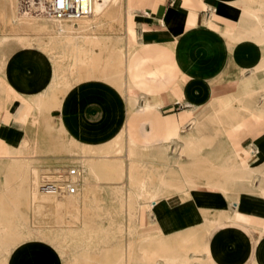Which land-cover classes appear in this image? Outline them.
Masks as SVG:
<instances>
[{
    "label": "crops",
    "instance_id": "crops-1",
    "mask_svg": "<svg viewBox=\"0 0 264 264\" xmlns=\"http://www.w3.org/2000/svg\"><path fill=\"white\" fill-rule=\"evenodd\" d=\"M13 1L8 0L9 8L1 2V10H13ZM224 1L236 2L238 7L227 5ZM224 1L172 0L169 3V0H133V9L143 13L132 20L124 19V38L129 40L127 28L131 27L135 30L137 43L130 41L132 46H129L130 49L124 47L120 57L130 60L123 74L127 75L126 79L136 92L139 105L135 106L130 105L127 93H120L119 81L102 78L104 75L116 76L118 69L94 66L93 59L98 58L101 51H95L90 42L84 49L89 54L88 67L80 68L74 62L70 73L65 71L64 58L60 55L63 53L59 54L57 40V82L63 83L66 75H72V79L66 80L71 84L68 89L57 87L50 90L52 73L43 58V51L37 57L17 36L0 35V139L15 143L29 136L25 132L26 127H22L17 119L20 108L27 103L36 109L33 101L39 99L50 102L53 116L63 124L64 135L73 141L74 148L79 152L83 147L92 149L90 153H104L116 149L128 137L138 147L151 149L162 147L177 132L184 136L186 133L185 138H202L191 128L194 107L221 106L227 100L233 103L245 76L248 77L251 92L264 90V69L256 71L264 60V19L253 17L254 12L262 11L264 0ZM244 10L248 11V15L240 18ZM213 11L216 16L209 24L207 17ZM101 23L92 24L93 30L86 33L92 35L95 29L103 26ZM45 43L41 42V45ZM61 43L63 46V41ZM102 57L108 59L111 53ZM94 78L102 79L104 84H97ZM97 86L103 92L98 103L101 109H97L94 97ZM128 86L129 83H126V90ZM116 99L119 100L118 106ZM148 100L151 105L145 106ZM55 104H59V109H55ZM262 104L263 100H260V106ZM162 112L169 113L163 115ZM202 113L203 110H200L197 116ZM259 137H264V120L250 119L245 127L230 137L232 149L237 154L249 149L256 154L255 140ZM184 162L193 180L202 183L198 180L203 179L204 182L203 176L208 171L200 170L198 163L189 159H184ZM94 185L92 182V189ZM187 196L179 195L174 199L167 196L165 204L175 206ZM246 199L242 201L252 203V207L242 211L264 218V205L258 206V199ZM194 219L198 220V224L190 223ZM201 221L200 214L198 219L191 216L190 220H185L184 225L171 227L166 222V231H162L159 225L156 229L160 234H170L194 228ZM243 233L245 236L218 234L215 237L214 248L226 254L221 261L253 264L259 254L260 262L264 264V239L258 252L255 248L256 231L247 226ZM5 264H63V256L52 251L42 239L26 241L19 244Z\"/></svg>",
    "mask_w": 264,
    "mask_h": 264
},
{
    "label": "rangeland",
    "instance_id": "rangeland-1",
    "mask_svg": "<svg viewBox=\"0 0 264 264\" xmlns=\"http://www.w3.org/2000/svg\"><path fill=\"white\" fill-rule=\"evenodd\" d=\"M26 1L14 0V4H12L13 10H1V2H4V6L7 8H9V4L8 0H0V35L13 34L18 38H25L27 36L28 38H25V40H28L30 44L28 45L27 41H25V44L28 46V49H31L32 46L34 52H41L42 50L43 56L46 59L56 63L57 49L52 50L51 46L47 43L50 31L56 29L57 26L53 22H46L35 17L41 12H35L34 9L30 10L29 7V10L28 8H21V4L25 5ZM111 1H113L111 2V7L100 20V22H103L101 23L103 26L95 29V34L88 35L86 33V31L93 28L89 26L92 23V18L72 23L63 22L66 23L64 26L68 30L69 36H76L80 40L82 39L81 41H83L84 45L77 54L78 58H74V61H72L73 57L71 55L64 57L60 54L61 50H59V54L64 58L66 72H72L74 62L80 68L88 67L89 54L84 49L88 45L87 42H90L95 51H101L99 57L93 59L95 62L94 66L118 69L116 76L104 75L102 78H114L116 82L119 81L117 86L123 95L125 91L120 90L124 89L125 81L123 80H125L126 74H123V72L130 63V60H123L120 55L124 47L127 46L129 48V46H132L133 43L130 41L136 40L135 43H137V37L135 34L132 35L134 40L132 38L131 40H125L124 38V19L128 18V0ZM169 3H172V0H169ZM27 13L30 14L25 16L24 14ZM142 13L143 11H136V14L133 15L139 17ZM31 14L33 15L31 16ZM42 16L44 15L42 14ZM42 18L47 19L45 17ZM96 18H98V14L95 13L93 19ZM97 34L120 36L112 38ZM41 42L46 43L45 45H41ZM109 53H111L110 58L105 59L102 57ZM47 55L51 57L49 56V58ZM120 62L126 65L123 66ZM120 65L122 66L120 67ZM67 79L71 80L72 75L65 76L63 83L67 84L61 85L62 89L70 87L71 84L66 81ZM94 79L97 84H104L102 79ZM101 95H103V92L97 86L94 94L97 109H101L98 107L99 99L102 98L100 97ZM115 102L118 106L119 100L116 99ZM129 103H132L130 99ZM26 104L24 108H20L21 111L17 121L22 127H26L25 132L29 136L23 137L15 143L0 139V214L2 216L0 218V236L7 237L9 241L16 239L14 238L16 237L15 213L11 207V204H13L17 206L18 212L30 227L44 233L45 240L43 241L53 247L51 250H55L54 252H57L59 256H63V264H124L125 262L127 264H155L156 259L151 256L158 251L160 244L163 242H165V246L169 250L168 253L166 252V258H160V260L166 261L171 257L182 258L185 255L186 250L182 247L183 244H181L180 239L191 233L193 229L201 237L206 235L205 231L200 229V225L194 228L178 230L170 234H160L158 229H156L157 225L160 226L162 231H166L168 227L165 226L166 222L169 226L176 227L184 225L185 220H190L191 216L197 219L200 218V214L202 218L206 217L210 221H214L218 218L220 209H228L230 207L228 200L218 193H209L207 188L227 183L230 179L229 176L238 173V170L230 169L229 174L223 176L226 170H222V168L227 167L229 163L232 166H237L240 163L239 161H244L243 156L238 157L239 159L237 160L235 152L232 149L230 137L239 131L236 127L230 128L228 133L224 132L218 135L217 133L213 134L212 131L217 130L219 127L211 126L208 129V132L211 133L203 137L204 142L201 143L199 151L197 153H187L182 158H180L182 147L179 144L177 145V143H174L171 150L168 151L164 146L151 149L148 147H138L134 143L135 148L132 152L135 163L133 164L132 171L135 175V182L142 181L143 177L147 175L146 182L150 187L165 188L166 200L167 196L170 199L177 198L179 195L188 196L187 199L172 207L162 202L157 205L153 203V207H151L146 202H142V205L138 209L129 210L127 200L132 198V196L124 185L126 182L125 162L129 152L128 139L131 138L128 137L126 140H122L119 144L120 152L118 154H111L112 158L106 160L105 163L108 165L104 171H101L99 181L92 178L91 181L95 185L93 189L91 188L89 198L87 201L85 200L86 202H84L86 190L82 191L78 204L76 203L77 200L72 197L44 195L40 189V183L44 174H49V171L61 166L77 165L83 169L85 168V170H87V167L83 166L82 154L71 144L72 140H68L64 135L65 130L62 123L53 116V110L49 108L50 102L45 103L42 109H35L30 104ZM33 104L36 106L34 101ZM114 108L119 109V107L115 106ZM168 113L162 112L163 115ZM243 127H240V130ZM255 141L258 148L256 156L258 155V158H262V155H264V137L256 138ZM211 142L214 145L209 146ZM18 147L21 148V153H16ZM250 153L255 155L253 150ZM85 155L90 158L97 156L96 153L90 152ZM223 157L230 158L229 163L222 161ZM184 159H189L196 164L198 163L197 167L200 170L208 171L203 176L204 182L203 179L198 180L202 183L193 180L191 174L185 168L186 163ZM26 164H29V168L26 167L28 176L24 174ZM175 166H179L180 169L174 168ZM34 174L39 177V183L36 185L38 186V194L40 193V196L42 194V197L51 199L50 201H42L43 207H45L41 214L36 213V199L33 196L31 198L30 195L35 186V180L32 179ZM162 177L164 181L160 180ZM257 183L258 186L259 182ZM110 184H119L120 186H109ZM234 194L227 197L231 200L232 198L237 199L240 197V195H237V192ZM242 197H245L242 200L246 198L258 199L256 200L257 205H264V200L260 197H253L250 194L243 195ZM4 198L7 200V203L10 201L11 204L9 206L8 204H4L5 202H2ZM260 200L263 203L259 202ZM232 207H234V204ZM241 207L242 209H248L252 207V203L241 201ZM241 214L245 219L253 223L251 228L258 235L255 248L259 252V246L264 239V233L262 228L257 225L259 224L258 221H261L260 225H264V218L257 216L255 213H245L242 211ZM190 223L196 225L198 224V220L194 219ZM218 234L222 235L221 232L212 231L207 236L214 242ZM239 236H245V234L243 233ZM52 241L56 242L53 243ZM17 243L20 244V242ZM200 264H209V262L202 261ZM223 264L228 263L223 262ZM253 264H261L259 254Z\"/></svg>",
    "mask_w": 264,
    "mask_h": 264
},
{
    "label": "bare ground",
    "instance_id": "bare-ground-1",
    "mask_svg": "<svg viewBox=\"0 0 264 264\" xmlns=\"http://www.w3.org/2000/svg\"><path fill=\"white\" fill-rule=\"evenodd\" d=\"M221 1H224V0H221ZM45 2H46V0H27L25 2V5L21 4V8L25 9V8L29 7L30 10L34 9L35 12H41V13H38L39 15L35 16V17L40 18L42 20H45L46 22H53V24H56V26H57L56 29H53L49 33V38H48L49 40H48L47 44H49L51 46L52 50L57 49V40H59L58 46H59V50H62V52H61V53H63L62 55L64 57H66L68 55H71V57H73V54H74L75 59H77L78 58L77 54L84 45L83 41H81L82 39L80 40L76 36L70 37L68 32H67L68 30L65 29V26H64V24H66V23L55 21L46 13V9L44 6ZM111 2H113V1H111V0H94V9H93V13L90 17L79 19L76 21H64V22L72 23V22H78L81 20L92 18L91 19L92 23H90L89 26H92V24H97L98 22H100L101 18L104 17L106 15V13L108 12L109 8L111 7ZM132 2H133V0L127 1V11H128L127 15H128V19L131 18V20H132V17H135V15H133V14H136V10L133 9ZM224 2L227 5L238 7L236 2H233V1H224ZM29 8H28V10H29ZM32 13H34V12H32ZM95 13L98 14V18L93 19V17L95 16ZM28 14H30V13H27L24 15L27 16ZM34 14H36V13H34ZM42 14L44 16H42ZM32 15L33 14H31V16ZM247 15H248V11L244 10L243 12L240 13V18L247 17ZM215 16H216V14L214 13V11L209 14V16L207 17V19H209V24H211L214 21ZM42 17H45L47 19H43ZM253 17L255 19H262V18L264 19V1L262 3V11L254 12ZM17 19H18V17H17ZM134 31L135 30H133V28L128 27L129 40H131L132 35H135ZM18 39L21 40V42L23 40L22 44H24L25 41H27L28 45L30 44V42L28 40H25L24 37H20ZM132 40H134V39L132 38ZM62 41H63V46L61 43ZM135 41L136 40H134V42ZM29 50L32 51L34 55L39 57L40 52L39 51L34 52L32 49V46H31V49H29ZM43 58L46 61L47 65L49 66L48 68H50V70H51L50 72L52 73V84H51V86L49 85L51 87L50 90H56L57 87H60L61 85L64 86L65 84H67V83L57 82L56 63L51 62L50 60L46 59L44 56H43ZM72 61H74V60H72ZM122 63H123V61H122ZM122 65L124 66L126 64H122ZM122 65H120V67ZM126 67H128V65ZM263 69H264V60H263L262 64L260 65V67L256 71H260ZM124 71H126V69ZM123 81H125L124 89H120V90L125 91V93L128 94V98L132 101V103H130V104H132V106L139 105V100L136 96V92L132 89L130 82L126 79V77H125V80H123ZM126 83H129L128 90H126ZM57 85H59V86H57ZM260 100L261 101L263 100V104L261 106H260ZM34 102H35L36 108L42 109L45 106L46 101H43V99H39V100H35ZM232 104H236V105L232 106ZM149 105H151L150 100L145 102V106H149ZM55 108L59 109V105L57 104V106H56V104H55ZM193 110H194L193 111V117L194 118H193V122L191 124V128L195 132H198V134H200L202 136V138H199L197 140H195L193 138L192 139L185 138L183 135H179V133L177 132V134L174 138L167 140V142L164 143V145H163L166 148V150L168 151V150H171L172 145H174V143L175 144L177 143V145L179 144L182 147V152L180 154V158L184 157V155L187 153L190 154V152L191 153H193V152L197 153L200 149L201 143L204 142L203 137L206 134L211 133V132L210 133L208 132V129L213 125L215 127L218 126L219 128L215 131H212V133L213 134L217 133L218 135H220L224 132L228 133L230 131V128L236 127L238 130H240V127H243V126L245 127L247 122L250 119L264 120V90L251 92L249 90L248 77L245 76L244 81L242 82L239 90L237 91V93L234 97L233 103H232V101L227 100L221 106H214V107H210V108L194 107ZM200 110H203V113L200 116H197L198 113L200 112ZM62 126H63V124H62ZM110 143H112V142H110ZM71 144L74 146L73 141L71 142ZM212 145H214V143H212V142L209 143V146H212ZM24 147H25V144H24ZM128 147H129V152H128V155L126 157V162H125V164H126V182L124 185L126 190L132 196V198H129L127 200L128 207H129L128 209L129 210L138 209L142 205V202H146L147 205L151 206V207H153V203H155L156 205L161 203V202L165 203V200H166L165 188L150 187L148 185V183L146 182L147 181V175H145V177H143L144 179L142 181L135 182V179H134L135 175H134V172L132 171L133 164L135 163V160L133 159V152H132L135 148V144H134L133 140L128 139ZM107 149H111V148L108 147ZM20 150H21V148L18 147V149H16V153H21ZM80 150H81L80 152L82 154L81 158L83 159L82 164H83V166L87 167L86 168L87 170H85V168L83 169L81 167L83 170V176H82L81 181H80L78 193L76 195H73V196H71V195L59 196V197H72V198L77 200L76 201L77 204L79 203L78 200H79V197L82 196L83 190L87 191L86 196L84 197V202L87 201V199L89 198V193H90L91 188H92V181H91L92 178L95 179L96 181H99L101 171H104L105 167H107V165H108L107 163H105L106 160H110L112 158L111 154H114V153L118 154V152H120V148L118 146V147H116V149L112 148L111 150H108L104 153L96 152L97 156H95V157L92 156L90 158V157H87L85 154H88V152H90V150H92V149L81 147ZM93 151L95 152V150H93ZM250 151L251 150L249 149L242 154L235 153V157L237 160L241 156L244 157V161H239L240 163H238L239 165H237V166H232L229 163L230 158L223 157L222 161H226L229 163L227 167L222 168V170H226L224 172L223 176H226L227 174H229L230 169L238 170V173L230 175L229 176L230 179L229 180L227 179L228 180L227 183H225L221 186H215V187L207 188L208 189L207 191L209 193H212V194L218 193L224 199L228 200L230 207L228 209H220L219 214H218L219 216L217 215L218 218H216V220H214V221H210L206 217L202 218V221L199 225L201 227L200 229L205 231L206 235L204 237L197 235L196 230L193 229L191 233H189L187 236H184L183 238L180 239L181 244H183L182 247L184 248V250H186L185 255L182 258L171 257V258L167 259L168 261L167 260L161 261L160 258H166L165 255H166V252L168 253L169 248L167 249V247L165 246V242L160 244L158 251H156L151 256L154 259H156L155 264H200L202 261H208L209 264H223L221 259L223 256H226L225 252L222 250H217V248H214V244H213L214 242H213V240L210 239V237L207 236V234L209 235V233L212 231L221 232L222 236L230 235V234L239 236L240 234H243V232L245 231L247 226L251 227V226H253V223H251L250 220L245 219L241 214L242 213L241 201L243 198H245L242 196L250 194L253 197L257 196V197H260L264 200V160H262L261 158H258L259 156L258 155L256 156V154L255 155L251 154ZM71 153H73V151H71ZM100 153H102V154H100ZM26 167L29 168V164L28 165L26 164L25 169H24V171H25L24 174L26 176H28ZM174 168H176L178 170L180 169L179 166H175ZM38 178L39 177L35 176V174L32 177V179L35 180V186L32 189V191L30 190L31 191L30 195H31V198L33 196V198L36 199V201H35L36 202L35 208L37 210L36 213L41 214L43 208L45 207V206L43 207L42 201L43 200L44 201H47V200L50 201L51 200L50 198L42 197V194L48 195V196H53V197H55V196L48 194L46 192H43L42 190H41V192H42L41 196L39 195L40 193L38 194V186H36L39 183ZM160 180L164 181V178L162 177ZM256 182H259L258 186H257L258 183L256 184ZM162 183H165V182H162ZM235 192H237V195H240L239 199L238 198L237 199L232 198V200H231V199H229V197H227L228 195L234 194ZM56 197H58V196H56ZM2 202H5L4 204H8V206L11 204L10 201H8V203H7V200L5 198L2 199ZM233 204H234V207H232ZM11 207L13 208V212L15 213L14 222H15V230H16L15 235H16V237H14V238H16L15 239L16 241L15 240L9 241L7 237L5 238L4 236H0V264L6 263V260L11 256V253L19 246V244L17 242L22 243V242H26V241H37V240L41 241V239L45 240L44 239V233L42 231H38V230L33 229L32 227H30L27 224V222L25 220H23V216L20 215V213L17 210V206L11 204ZM62 207H64V205H62ZM126 209H127V207H126ZM258 222H259V224L257 223L258 224L257 226L261 227L263 230V233H264V225H260L261 221H258ZM54 242H56V241H54ZM48 245H49L50 249H53V247L50 246V244H48ZM54 245H56V244H54ZM59 250H60V248H59ZM124 264H127V262H125Z\"/></svg>",
    "mask_w": 264,
    "mask_h": 264
},
{
    "label": "built area",
    "instance_id": "built-area-1",
    "mask_svg": "<svg viewBox=\"0 0 264 264\" xmlns=\"http://www.w3.org/2000/svg\"><path fill=\"white\" fill-rule=\"evenodd\" d=\"M46 13L55 21H76L90 17L94 0H46ZM83 170L77 165L61 166L44 174L40 183L43 192L54 196L76 195Z\"/></svg>",
    "mask_w": 264,
    "mask_h": 264
}]
</instances>
